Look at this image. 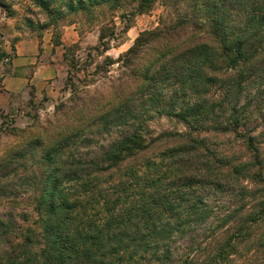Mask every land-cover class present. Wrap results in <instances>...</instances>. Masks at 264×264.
I'll return each mask as SVG.
<instances>
[{"label":"trees","instance_id":"16d2710c","mask_svg":"<svg viewBox=\"0 0 264 264\" xmlns=\"http://www.w3.org/2000/svg\"><path fill=\"white\" fill-rule=\"evenodd\" d=\"M32 1L54 26L157 0ZM114 65L108 90L75 96L0 158V171L24 170L0 193L35 216L0 220V264H264V0H190L96 71ZM161 117L184 130L155 132Z\"/></svg>","mask_w":264,"mask_h":264},{"label":"rangeland","instance_id":"374dc122","mask_svg":"<svg viewBox=\"0 0 264 264\" xmlns=\"http://www.w3.org/2000/svg\"><path fill=\"white\" fill-rule=\"evenodd\" d=\"M189 2L190 0H157L152 9L144 14H135L133 8H122L114 12L104 10L101 12L103 15L93 22L84 19L69 25L66 21H60L53 26L50 25L51 17L36 7L32 0H0V51L6 52L7 57L11 58L13 45L18 40L50 36L54 44L58 42L64 45L58 49L66 58L63 62L65 76L58 83V88H54L55 94L50 93L48 97L44 94L36 100L24 99L19 107L0 114V158L23 141L24 131L31 132L40 125L47 126L50 121L54 122L59 115L57 109L62 105L68 106L75 96L79 100L108 90L109 80L106 78L117 75V65L110 68L109 75L96 71V67L101 66L106 57L118 59L132 46L140 33L160 28L161 23L169 24L175 20L181 12L188 9ZM44 25L47 28L41 29ZM101 29L106 34L109 45L106 53H102L100 49L94 50L98 47ZM4 60L5 58L0 62V83L3 76L10 71ZM69 62L75 63V67L70 68ZM27 93L33 95V87H29ZM258 124L260 126L261 122ZM150 126L155 132L184 130L182 124L166 117L155 118ZM202 136L208 138L223 153L240 154V145L232 134L210 132L203 133ZM106 138L104 135H96L92 140L102 144L106 142ZM90 151L95 150L90 149L87 152ZM23 174V168L18 170L19 177L14 176L12 171L1 170L0 182L7 187L17 188L18 179ZM8 196L7 193H0V220L12 219L22 227L31 223L35 216L26 199L22 198L18 205L14 204L18 207L14 208ZM26 216L31 220L28 223L23 220ZM243 263L244 261H239L236 264Z\"/></svg>","mask_w":264,"mask_h":264},{"label":"crops","instance_id":"0c3cea01","mask_svg":"<svg viewBox=\"0 0 264 264\" xmlns=\"http://www.w3.org/2000/svg\"><path fill=\"white\" fill-rule=\"evenodd\" d=\"M59 46L64 45H55L50 36L31 37L14 43L13 57L7 64L10 71L0 83V114L19 107L24 99L36 100L44 94L46 97L55 94L54 88H58L65 76L64 57ZM29 87H33V95L27 93Z\"/></svg>","mask_w":264,"mask_h":264},{"label":"built area","instance_id":"2783aa9c","mask_svg":"<svg viewBox=\"0 0 264 264\" xmlns=\"http://www.w3.org/2000/svg\"><path fill=\"white\" fill-rule=\"evenodd\" d=\"M6 63H8L9 62V58L7 57V58H5V60H4Z\"/></svg>","mask_w":264,"mask_h":264}]
</instances>
